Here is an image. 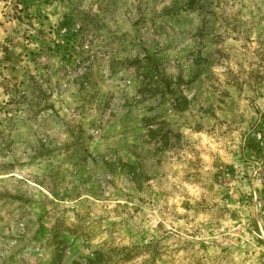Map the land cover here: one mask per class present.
Segmentation results:
<instances>
[{
	"label": "rangeland",
	"instance_id": "374dc122",
	"mask_svg": "<svg viewBox=\"0 0 264 264\" xmlns=\"http://www.w3.org/2000/svg\"><path fill=\"white\" fill-rule=\"evenodd\" d=\"M0 264H264V0H0Z\"/></svg>",
	"mask_w": 264,
	"mask_h": 264
}]
</instances>
